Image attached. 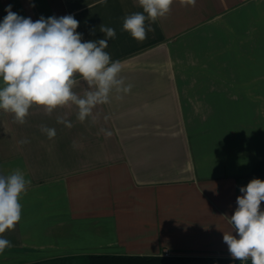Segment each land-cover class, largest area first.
Wrapping results in <instances>:
<instances>
[{"label":"crops","instance_id":"1","mask_svg":"<svg viewBox=\"0 0 264 264\" xmlns=\"http://www.w3.org/2000/svg\"><path fill=\"white\" fill-rule=\"evenodd\" d=\"M9 5L33 21L71 14L84 42L104 38L102 24L114 28L105 51L132 87L97 106L95 122L34 106L19 125L0 110V174L19 168L31 181L0 264L231 257L223 232L233 231L240 187L264 180V0H176L143 42L123 30L126 15L142 12L138 0H0V22ZM66 112L71 128L56 122Z\"/></svg>","mask_w":264,"mask_h":264},{"label":"clouds","instance_id":"2","mask_svg":"<svg viewBox=\"0 0 264 264\" xmlns=\"http://www.w3.org/2000/svg\"><path fill=\"white\" fill-rule=\"evenodd\" d=\"M176 0H138L142 12L126 15L123 30L139 42L154 31L152 24L166 18ZM197 0H179L181 6L196 5ZM105 4L106 0H97ZM34 6V5H33ZM0 22V110L13 116V122L26 123V117L34 106L41 107L51 116L57 109H76V119L84 123L88 118L95 122L93 110L111 102L110 96L128 93L131 84H125L119 60L113 61L105 51L108 40L116 37L112 27L100 25L104 38L84 42L77 32L79 21L73 15L41 16L33 21L11 10ZM92 29V34L95 33ZM85 84L83 94L74 89ZM118 98H121L118 96ZM68 113L57 116L56 122L67 128L73 124ZM48 139L56 136L55 128L41 126ZM105 135H110L101 129ZM20 145L29 143L23 139ZM31 181L19 169L10 174H0V254L12 247L4 238L6 231L14 230L21 220V197ZM237 207L229 218L232 232H223V241L234 260L241 264H264V180L252 179L240 187ZM227 217V216H226ZM235 233V235L233 234Z\"/></svg>","mask_w":264,"mask_h":264},{"label":"trees","instance_id":"3","mask_svg":"<svg viewBox=\"0 0 264 264\" xmlns=\"http://www.w3.org/2000/svg\"><path fill=\"white\" fill-rule=\"evenodd\" d=\"M26 264H241L231 257H183L163 255L86 254L55 257ZM251 264V261L245 262Z\"/></svg>","mask_w":264,"mask_h":264},{"label":"built area","instance_id":"4","mask_svg":"<svg viewBox=\"0 0 264 264\" xmlns=\"http://www.w3.org/2000/svg\"><path fill=\"white\" fill-rule=\"evenodd\" d=\"M163 256H165V257H170V256H171L170 251H164V252H163Z\"/></svg>","mask_w":264,"mask_h":264}]
</instances>
